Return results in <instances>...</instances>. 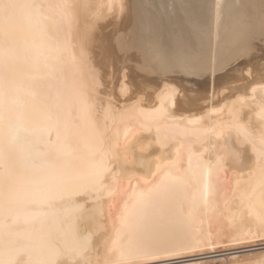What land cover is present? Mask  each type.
I'll return each mask as SVG.
<instances>
[{
    "label": "bare ground",
    "instance_id": "obj_1",
    "mask_svg": "<svg viewBox=\"0 0 264 264\" xmlns=\"http://www.w3.org/2000/svg\"><path fill=\"white\" fill-rule=\"evenodd\" d=\"M4 3L0 264H264V0Z\"/></svg>",
    "mask_w": 264,
    "mask_h": 264
},
{
    "label": "rangeland",
    "instance_id": "obj_2",
    "mask_svg": "<svg viewBox=\"0 0 264 264\" xmlns=\"http://www.w3.org/2000/svg\"><path fill=\"white\" fill-rule=\"evenodd\" d=\"M264 8V7H263ZM264 13V12H263ZM260 58L261 59H264V57L263 56H260L259 55V57L257 58V62H259L260 61ZM242 59H239V62H237L236 64H238V65H240V66H242L243 64H242ZM262 61V60H261ZM109 64V63H108ZM107 64V73H108V78L109 77H111L110 76V72H111V68H110V66ZM140 72V71H139ZM138 72V73H139ZM141 73V72H140ZM139 73V74H140ZM225 93H227V92H225ZM257 244H259V243H257ZM260 244H262V243H260ZM259 244V245H260ZM237 248V247H236ZM236 248H232V250H231V248L230 249H227L226 251H222V253H221V251L220 250H217L216 252H212V253H210V254H201V255H199V256H195L196 257V259H195V257H193L192 258V260H201V259H203L204 261H207V259L210 261L213 257H215V259L217 258V259H219V258H221L223 255H229V256H231V255H234V254H236V255H240V253H248V252H252V251H257V250H260V249H264V246L263 245H260V246H256V247H250V248H241V249H236ZM237 250V251H236ZM220 251V252H219ZM219 252V253H218ZM229 252V253H228ZM214 253V254H213ZM200 256H202V257H200ZM198 257V258H197ZM211 258V259H210ZM189 259H191V258H189ZM214 260V259H213ZM202 261V260H201ZM168 264V263H164V262H161V263H159V264ZM170 263V262H169ZM155 264H158V263H155Z\"/></svg>",
    "mask_w": 264,
    "mask_h": 264
},
{
    "label": "snow or ice",
    "instance_id": "obj_3",
    "mask_svg": "<svg viewBox=\"0 0 264 264\" xmlns=\"http://www.w3.org/2000/svg\"><path fill=\"white\" fill-rule=\"evenodd\" d=\"M11 7H13V5L10 3L0 4V11H6L10 9Z\"/></svg>",
    "mask_w": 264,
    "mask_h": 264
}]
</instances>
